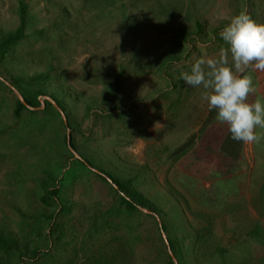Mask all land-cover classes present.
I'll use <instances>...</instances> for the list:
<instances>
[{"label":"rangeland","instance_id":"374dc122","mask_svg":"<svg viewBox=\"0 0 264 264\" xmlns=\"http://www.w3.org/2000/svg\"><path fill=\"white\" fill-rule=\"evenodd\" d=\"M21 1L24 38L0 63V232L19 249L0 248V263L168 264L165 223L178 264H264V140L228 157L227 125L179 78L227 49L219 33L234 15L264 23V0H0V36L19 26ZM243 74L249 100L264 97V71ZM9 84L41 105L15 117ZM88 165L131 178L158 218L128 215ZM46 172L70 208L60 239L40 202Z\"/></svg>","mask_w":264,"mask_h":264},{"label":"clouds","instance_id":"9594fccd","mask_svg":"<svg viewBox=\"0 0 264 264\" xmlns=\"http://www.w3.org/2000/svg\"><path fill=\"white\" fill-rule=\"evenodd\" d=\"M219 36L227 49L216 57L196 59L179 78L189 87L204 89L208 110L227 125L232 140L259 143L264 140L258 131L264 129V97L249 100L257 89L253 77L243 73L249 68L264 71V23L241 12L231 17Z\"/></svg>","mask_w":264,"mask_h":264},{"label":"trees","instance_id":"16d2710c","mask_svg":"<svg viewBox=\"0 0 264 264\" xmlns=\"http://www.w3.org/2000/svg\"><path fill=\"white\" fill-rule=\"evenodd\" d=\"M110 5H111V1H109V6ZM19 6H20L19 26L13 32L0 36V63L5 59L9 48L15 45L16 43H18L21 39H23L25 35V30L27 28V21H28V6L23 1L20 2ZM122 7L125 8V10L129 11L127 9L129 8V6H127L126 4H123ZM39 95H41V93L36 92L35 94H33L31 98H28L26 96L25 100L29 105L33 107H38L41 105L40 100H39ZM56 101L59 104V106L62 109H64L63 105L58 100ZM49 104L52 105V103H49ZM23 111H30V110L21 100L18 99L16 101V106L13 111L15 117H20ZM70 143H71V146L75 148V145L72 140ZM242 144L243 142L232 140L231 134H229L228 138L222 145L223 153L226 154L228 157H231L232 159L236 160V158H238L239 155L241 154ZM76 160L80 161V163L83 164L80 159H76ZM82 166L86 167L85 164H83ZM74 172H76V169L75 170L71 169L69 171V174L72 175ZM102 172L108 175L112 179V181L119 187L120 193H123V194H120V203L122 204V206H124L126 212H128V215L135 217L138 213H142L138 206H143V207L149 208L150 210H154L153 206L149 205L148 202L143 200V198L140 197L133 190V187H132L133 180L131 178L123 180V179L112 176L111 174L107 173L104 170H102ZM45 175H46L45 177L40 179V184L43 189V194L40 196V202L46 207L53 208V211L51 213L49 214L45 213L44 216H45V219L50 222V227L52 229L51 230L52 236H54L55 233L58 232L57 238L60 239L63 235H65V233L59 221L62 218L63 214L69 213L70 208L61 202L60 195L62 191V186L60 184V179L57 178L56 175L50 172H46ZM146 216L152 217L151 214H146ZM113 226L114 224L111 223V227ZM161 228L165 233L168 232L169 230L167 224L165 223L162 224ZM168 240H169L170 247L174 255L176 257H179L175 242L171 238H168ZM0 248L6 252H10L12 250L19 249V242L17 239H15V237L13 236L9 237L3 234L2 232H0ZM39 249L40 248H37L33 251L34 258L38 256ZM116 257H118V255ZM0 264H6V263L1 262ZM168 264H174L173 259L170 255H168Z\"/></svg>","mask_w":264,"mask_h":264},{"label":"water","instance_id":"95a60500","mask_svg":"<svg viewBox=\"0 0 264 264\" xmlns=\"http://www.w3.org/2000/svg\"><path fill=\"white\" fill-rule=\"evenodd\" d=\"M10 86H11V88H13L14 90H15V92H17V94H18V96H19V100H21L26 106H27V108L28 109H31V110H35L36 108H34L33 106H31V105H29L27 102H26V100L23 98V96L11 85V84H9ZM52 102L55 104V106L58 108V110L61 112V114H63V117H64V121L66 122V124H67V119H66V117H65V115H64V111L60 108V106L59 105H57V103L55 102V101H53L52 100ZM69 133H68V143H69V146H70V148H71V150H72V152L74 153V155H75V157H77V158H80L78 155H77V153L75 152V150L71 147V144H70V130L68 131ZM88 167L89 168H91L92 170H94V171H96V172H98L99 174H101L102 176H104L114 187H115V189L116 190H118L119 191V187L112 181V179L111 178H109L107 175H105V174H103L102 172H100V171H98V170H96V169H94V168H92L90 165H88ZM120 192V191H119ZM121 194H123V193H121ZM139 207V209H141L143 212H145V213H147V214H151V215H154V216H156L157 218H158V215L155 213V212H153V211H151V210H149V209H147V208H144V207H142V206H138ZM159 222H160V224H161V221H160V219H159ZM161 226H162V224H161ZM162 235H163V238H164V240H165V243H166V245H167V247H168V251H169V254H170V256L172 257V259H173V262H174V264H178V261H177V258H176V256L174 255V253H173V251H172V249H171V247H170V243H169V240H168V238H167V235L165 234V232L162 230Z\"/></svg>","mask_w":264,"mask_h":264}]
</instances>
